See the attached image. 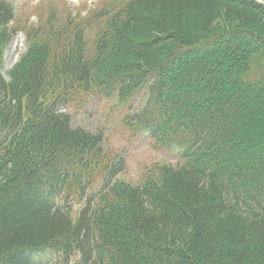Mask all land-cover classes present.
Returning <instances> with one entry per match:
<instances>
[{
	"label": "trees",
	"instance_id": "16d2710c",
	"mask_svg": "<svg viewBox=\"0 0 264 264\" xmlns=\"http://www.w3.org/2000/svg\"><path fill=\"white\" fill-rule=\"evenodd\" d=\"M58 19L25 30L0 0V57L27 38L0 74V264H264V5L101 0ZM144 89L126 125L180 162L132 185L67 108Z\"/></svg>",
	"mask_w": 264,
	"mask_h": 264
},
{
	"label": "rangeland",
	"instance_id": "374dc122",
	"mask_svg": "<svg viewBox=\"0 0 264 264\" xmlns=\"http://www.w3.org/2000/svg\"><path fill=\"white\" fill-rule=\"evenodd\" d=\"M264 5V1L255 0ZM16 8L20 28L37 29L43 27L55 12L60 25L69 20L78 24L92 18L101 0H9ZM74 25V27H75ZM96 25V24H95ZM95 31V30H94ZM93 33V32H92ZM91 33V35H93ZM93 44L94 37H90ZM89 45V55H93V45ZM27 51L26 32L18 34L3 48L0 57V74L10 81V74ZM147 100V90L137 93L129 102L120 103L118 98H103L96 95H79L69 103L67 112L72 117L75 128H82L103 137V152L107 159L123 157L126 169L117 180L139 185L146 174L161 165L177 166L178 155L157 146L152 139L136 133L126 125L125 117L141 109ZM101 186V179L95 180L93 188ZM82 205H75L76 216Z\"/></svg>",
	"mask_w": 264,
	"mask_h": 264
}]
</instances>
